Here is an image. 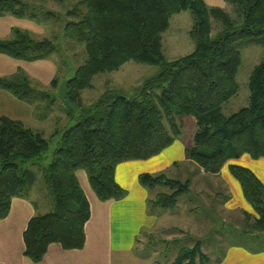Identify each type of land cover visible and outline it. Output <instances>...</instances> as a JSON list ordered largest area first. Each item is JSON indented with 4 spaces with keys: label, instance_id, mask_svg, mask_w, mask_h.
Instances as JSON below:
<instances>
[{
    "label": "trees",
    "instance_id": "trees-1",
    "mask_svg": "<svg viewBox=\"0 0 264 264\" xmlns=\"http://www.w3.org/2000/svg\"><path fill=\"white\" fill-rule=\"evenodd\" d=\"M226 2L234 6L235 17L204 0H76L63 15L42 3L0 0V16L60 18L62 37L85 51L83 63L69 74L55 75L48 87L32 81L21 68L0 77V88L29 104L34 118H48L58 98L67 118L77 119L69 127L54 128L45 138L20 119L0 116V219L7 216L11 199L26 196L35 181L33 169L25 163L37 159L60 135L50 162L39 167L52 208L28 220L22 233L25 257L40 261L51 243L66 250L82 248L90 207L75 171H85L101 201L123 198L127 191L114 179L115 166L147 159L168 147L181 134L177 117L192 119L196 128L186 155L208 174L218 173L228 160L243 153L253 159L264 157V59L250 72L248 105L227 116L221 111L239 89L240 47L264 45V0ZM182 11L190 14L188 35L194 45L189 53L170 60L163 52L161 35L170 17ZM211 19L219 25L214 34ZM58 51V41L36 39L18 28L0 39V53L16 59L38 60ZM128 61L158 69L129 91L106 87L92 103H82L80 93L91 87L94 75L116 71ZM228 169L256 214L255 229L264 231V185L245 166L230 163ZM138 182L171 189L148 201L162 209H173L189 189L188 180L162 174L142 173ZM203 259L195 244L180 248L171 264Z\"/></svg>",
    "mask_w": 264,
    "mask_h": 264
},
{
    "label": "crops",
    "instance_id": "crops-1",
    "mask_svg": "<svg viewBox=\"0 0 264 264\" xmlns=\"http://www.w3.org/2000/svg\"><path fill=\"white\" fill-rule=\"evenodd\" d=\"M204 1L211 6L210 0ZM217 5L222 6L223 2ZM12 28L28 31L36 39L45 37L58 40L59 49L61 40L64 41L60 18L39 21L11 14L1 15L0 39L8 38ZM54 54L43 59L26 61L0 53V77L12 75L21 68L32 81L48 87L51 79L59 72ZM0 116L20 119L27 126L32 119H35L29 104L18 100L3 88H0ZM32 129L36 130V128ZM186 147L181 128L180 136L160 153L147 159L129 160L117 164L114 169V179L127 191V194L119 200L101 201L90 187L85 171L76 170L75 176L90 207V216L84 225V245L80 249L66 250L58 243H51L38 262H33L23 255L22 233L30 217L49 212L52 204L41 175H37L33 170L36 177L27 195L13 197L7 216L0 219V264H164L151 261L149 257L142 256L143 254L135 250L142 231H150L157 226L160 212H163L149 210L148 201L153 188L139 184L138 176L142 173L165 172L171 166L174 167V163L177 164V168H181L178 162L180 160L193 164L186 157ZM230 163L249 168L264 185V157L253 159L249 154L243 153L238 158L228 160L215 175L200 169L201 174L216 176L220 179L217 184L225 186L228 197L221 206L223 210L230 213L238 210L241 213L247 212L250 215L248 217L253 218L251 214L254 211L244 199L239 182L229 172ZM196 171L198 176L199 171ZM197 176L195 174L191 177L196 184ZM36 188L40 189L38 192H41V197L36 194ZM236 217L245 219L240 215ZM250 236L253 240L263 237L255 234ZM240 244L227 247L217 264H264V245L256 252H251Z\"/></svg>",
    "mask_w": 264,
    "mask_h": 264
},
{
    "label": "rangeland",
    "instance_id": "rangeland-1",
    "mask_svg": "<svg viewBox=\"0 0 264 264\" xmlns=\"http://www.w3.org/2000/svg\"><path fill=\"white\" fill-rule=\"evenodd\" d=\"M35 4L42 3L50 10L59 12L63 15L65 9L71 6L76 0H29ZM223 2L222 6L217 5ZM226 1V0H225ZM224 0H210L211 6L223 8L230 16H236L234 6ZM227 3V4H226ZM212 34L216 32L219 25L211 19ZM191 27V17L188 11H182L170 17L168 29L161 35L162 49L167 59H174L189 53L193 48V41L189 38L188 30ZM61 48L55 52L54 59L59 67L58 74L73 71L77 65L85 60V51L82 45L63 39ZM58 41V40H57ZM241 66L237 72L236 81L239 89L227 103L222 106V113L227 116L237 111L239 108L248 105L249 88L248 79L252 68L264 59V45H243L240 47ZM158 67L139 64L133 61L124 63L116 71L93 76L91 87L81 91L80 97L84 105H89L106 88H122L129 91L133 86L138 85L145 77L156 72ZM54 90L53 93H56ZM75 108V107H73ZM79 110V109H78ZM66 108L62 101L57 98L52 107L48 118L44 120L32 119L28 126L36 128L45 138H48L54 128L63 129L73 125L77 119H68ZM177 122L181 124L184 146L190 148L193 144L192 137L195 126L190 117H177ZM60 135L53 137L49 147L34 161L25 163V167L32 168L35 173L40 174L39 167L47 165L54 150L57 148ZM186 154V153H185ZM188 158V156L186 155ZM186 158V159H187ZM187 161V160H184ZM181 168L170 167L161 173H148L151 175H165L170 179H178L181 182L188 179V191L178 197L176 206L173 209H162L152 207L148 203L150 211L159 210L161 215L155 226L150 231H142L139 243L135 245L137 253L147 256L151 261L157 263L171 264L180 248H192L195 244L199 245L200 252L204 256L203 261L196 264H217L227 247L242 245L245 250L256 252L264 245V231H258L254 227L255 212L252 217L247 212L229 211L221 208L224 200L227 199L225 186L217 184L220 179L216 176H206L200 167L195 163H185L178 161ZM226 164V163H225ZM198 170V176L197 171ZM220 172V171H219ZM218 172V173H219ZM206 173V172H205ZM216 173V174H218ZM197 176V184L191 179ZM213 175V174H212ZM215 175V174H214ZM200 176L202 179H200ZM207 177L209 179H207ZM41 182V179H39ZM197 187V188H196ZM36 194L41 197L38 188ZM208 190V191H207ZM171 189L167 186H155L149 197L153 201L157 194L170 193ZM49 196V195H48ZM40 200V199H39ZM236 215L245 217L239 219ZM252 235H263L261 239L253 240ZM249 241V242H248ZM239 246V245H238Z\"/></svg>",
    "mask_w": 264,
    "mask_h": 264
},
{
    "label": "water",
    "instance_id": "water-1",
    "mask_svg": "<svg viewBox=\"0 0 264 264\" xmlns=\"http://www.w3.org/2000/svg\"><path fill=\"white\" fill-rule=\"evenodd\" d=\"M65 84H66V81L60 84L59 91H58L60 95L64 94Z\"/></svg>",
    "mask_w": 264,
    "mask_h": 264
}]
</instances>
